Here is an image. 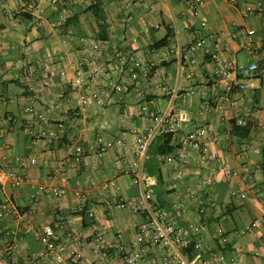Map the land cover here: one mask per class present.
<instances>
[{
	"label": "crops",
	"instance_id": "0c3cea01",
	"mask_svg": "<svg viewBox=\"0 0 264 264\" xmlns=\"http://www.w3.org/2000/svg\"><path fill=\"white\" fill-rule=\"evenodd\" d=\"M203 1L200 16H195L184 0H138L129 12L120 0H106L93 10L91 0H0V164L8 162L26 180L22 188L0 186V264H12L14 258L18 264H51L53 256L40 232L45 225L54 229L64 253H76L83 264H124L120 257L99 251L97 237L135 246L142 217L108 208L105 201L141 194L118 164L136 159V133L151 124L149 116L141 114L144 104L162 112L185 110L193 117L191 125L173 134L174 153L194 125H207L213 134L209 151L214 160L205 165L195 159L186 165L168 164L167 155L157 156L162 138L154 141L145 169L155 185L156 205L171 209L178 201L188 202L187 219L203 225L205 246L225 256L219 264L231 259L235 264H264L263 83L256 80L249 90L235 92V107L215 105L223 93L217 69L227 68L233 58L239 70L264 64V0H238L235 5L229 0ZM62 15L67 20L60 24ZM211 33L214 38L203 50L187 53L192 43ZM165 50L171 56L158 64ZM130 51L155 64L149 84H133L121 70L120 54ZM107 76L126 90L117 94L107 89ZM91 84L95 92L107 89L108 96L100 106L83 107L81 98ZM172 88L195 94L172 103L166 95ZM31 104L47 117L49 129L63 125L59 141L27 135L33 118L26 110ZM206 104L211 105L208 111L203 109ZM238 119L248 121V131L235 125ZM99 136L124 141L123 153L113 149L99 157ZM77 148L84 150L85 159L72 167L68 157ZM225 166L241 173L235 184L227 179ZM159 171V178L150 175ZM39 185L64 188L66 193L36 199L34 187ZM235 190L246 197L234 195ZM83 194L87 201L80 212ZM190 195L204 201V213ZM165 255L153 248L143 264H161Z\"/></svg>",
	"mask_w": 264,
	"mask_h": 264
},
{
	"label": "built area",
	"instance_id": "2783aa9c",
	"mask_svg": "<svg viewBox=\"0 0 264 264\" xmlns=\"http://www.w3.org/2000/svg\"><path fill=\"white\" fill-rule=\"evenodd\" d=\"M92 6L100 5L106 0H91ZM127 12L133 8L138 0H120ZM232 4H237L238 0H229ZM57 4L61 0H51ZM187 8L195 15L200 16V11L204 6L203 0H184ZM145 8L148 5L145 4ZM67 20L65 15L61 16L60 24ZM202 28H206L207 24L201 20ZM196 33V32H194ZM211 33L207 38H199L190 45L187 50L189 55L195 54L203 50L209 39H213ZM171 56V51L165 50L158 64H163L168 61ZM121 70L126 73L129 81L135 84L140 81L149 84L152 79V71L155 64L146 62L144 56L139 51H130L127 54H120ZM216 75L219 78V83L223 85V93L216 99L215 105L222 107L227 104L230 107L236 106L234 100L235 92L247 91L252 87L254 81L259 80L263 83L264 89V64L252 63L248 68L239 70L237 61L233 58L227 68H219L216 70ZM92 75H88V79ZM111 77L107 76V89L113 90L115 93H122L126 90V85L115 83ZM92 84L88 86L90 92L81 98L83 107L90 106L92 103L97 105L103 104V98L108 96L107 89L95 92L92 90ZM166 95L170 101H175L179 96L185 100L194 95V91H188L180 94L178 88L166 90ZM202 92V91H200ZM211 105H204L203 109L210 110ZM26 112L33 118V121L26 127L25 131L31 139L36 140H53L61 139V131L63 125L59 124L54 129H49V121L47 117L40 113L35 105L31 104ZM141 114L148 115L150 118V126L143 132L136 133L135 150L136 159L129 161L123 159L119 162L118 167L124 169L131 177L134 185L141 189V194L137 198L131 200H117L116 198H108L105 204L108 208H118L125 211H130L142 217V221L136 227V241L134 247H123L120 243L108 242L102 235L97 237V245L99 251H104L113 258L120 257L124 264H143L147 255L153 248H159L165 251L161 264H219L226 261L225 256L213 251L205 246L203 242L204 227L199 223H192L187 219L189 203L178 201L174 203L171 209L161 208L154 202V183L150 181L145 169V161L147 153L151 145L157 138L178 133L186 126L193 123V117L185 110L162 112L160 110H152L147 104L141 107ZM238 127L246 128L249 123L247 120L238 119L235 122ZM213 137L211 129L207 125H194L193 129L186 131L180 138L181 145L176 153L167 155L165 161L173 165H186L192 159H195L199 165L209 164L214 160V156L209 151L210 139ZM97 154L103 156L110 150L117 149L122 154L125 148L124 141L107 140L103 136L96 139ZM85 159L84 150L82 148L75 149L68 157V162L72 167H79ZM23 164L21 159H17ZM32 165L36 164L35 159H30ZM227 179L231 184H235L236 180L241 177V173L230 167H222ZM255 171L260 172V168H255ZM181 172H179L180 177ZM7 183H12L17 188L25 186L26 180L15 171L8 162L0 164V186ZM36 199L46 193H52L55 196H60L66 193V189L57 187H47L39 185L34 187ZM175 190H179L177 185H174ZM234 195L246 197V194L241 191H233ZM194 203L196 202L200 213H204V201L201 198L190 195ZM81 203L78 205V211L84 210V205L87 201V195H81ZM28 231H33L29 227ZM41 235L47 242V252L53 256L51 264H83L81 257L76 253H64L59 245V239L55 235L54 229L50 225H45L41 230ZM223 239L222 243L225 244ZM193 251V255H191ZM12 264H18L17 259L12 260ZM229 264H235V260L231 259Z\"/></svg>",
	"mask_w": 264,
	"mask_h": 264
},
{
	"label": "trees",
	"instance_id": "16d2710c",
	"mask_svg": "<svg viewBox=\"0 0 264 264\" xmlns=\"http://www.w3.org/2000/svg\"><path fill=\"white\" fill-rule=\"evenodd\" d=\"M99 6L96 5V6H92L89 10H93V9H98ZM165 42L166 41H163L159 44H161L162 46L165 45ZM155 68L153 69L152 71V76L154 74V71ZM250 128V125H248V127H246V131H248ZM160 138H162V142L160 143L159 147H158V151H157V156H165V155H170V154H173L176 150V147H174L172 145V141H173V134H168V135H164V136H161ZM150 175H157L158 178L161 176L160 175V171L157 172V173H151L150 172Z\"/></svg>",
	"mask_w": 264,
	"mask_h": 264
}]
</instances>
